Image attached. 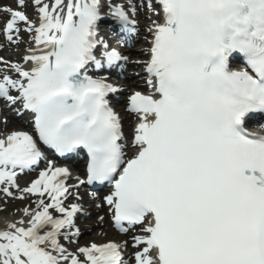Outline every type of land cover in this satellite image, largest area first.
Instances as JSON below:
<instances>
[{"label": "snow or ice", "instance_id": "6c2138e0", "mask_svg": "<svg viewBox=\"0 0 264 264\" xmlns=\"http://www.w3.org/2000/svg\"><path fill=\"white\" fill-rule=\"evenodd\" d=\"M32 5L35 20L28 0L0 7L8 42L31 36L22 62L0 58V102L31 129L0 133V191L39 198L26 219L0 225V264H264V135L248 130L264 117V0ZM143 9L151 40L149 58L137 63L149 91L128 98L137 119L129 142L112 105L120 89L97 74L123 69L128 57L101 25L133 47ZM82 153L85 179L70 191L71 171L50 157ZM42 161L39 178L20 189L18 176ZM81 185L108 187L95 206L106 205L128 239L65 246L81 236L76 218L86 208L64 205L81 200Z\"/></svg>", "mask_w": 264, "mask_h": 264}, {"label": "rangeland", "instance_id": "374dc122", "mask_svg": "<svg viewBox=\"0 0 264 264\" xmlns=\"http://www.w3.org/2000/svg\"><path fill=\"white\" fill-rule=\"evenodd\" d=\"M14 2H16V0H14ZM12 4L13 3H10L8 1L0 0V7L11 6V7L15 8L16 5L13 6ZM28 5L29 6L26 8L27 14L32 19H36L37 13L34 10V8H32V6H33L32 2L30 1L28 3ZM5 20H7V16L0 14V32L1 31L3 32ZM1 35H2V33H1ZM143 37L146 38V36H143ZM20 41H22V40H20ZM144 41H145V39H143V41L141 43V48L134 50L135 53H134V55H132L133 58L136 59V58H141L143 56H146L144 53L147 51V49L145 47H143ZM28 42H30V39L27 42H25L24 47H22V49L16 45V47L14 48V51H11L10 53H7V54H9L10 56L14 55L16 57L18 54L25 53L26 43H28ZM19 43H23V41L19 42ZM142 51H143L142 54L137 55L138 52H142ZM132 80H135V83L138 81H140V83H143L138 78H132ZM122 110H125V107L122 108ZM123 114L125 115V113H123ZM70 183H71V181H70ZM18 184H19V188H21V189L29 186V182L27 181L26 177L21 178V180L19 181ZM21 195H23L25 197L24 200L19 198ZM90 196L93 197V195L91 193H90ZM14 197L15 198H9L6 196V194L4 192H0V210L5 209V210H3L5 217H14L15 218L18 215H20L25 208H28V209L33 210V211L37 208L36 201L39 199L37 196L17 192ZM69 197L71 198L70 201L72 200V198H74L73 196H69ZM96 197H98L97 194H96ZM19 200H22V201H19ZM75 200H74V202H75ZM70 201L67 202V205L72 204V202H70ZM87 205L88 206L85 207L87 210L86 214H83V215L80 214V215H78V218H76V224L81 231V236L75 244H71V246L74 247V251H75L77 246H88L91 243H103L107 240L115 239V235H114L115 232H114V229L111 227V224L109 225L108 222L105 220L103 222H101L99 220V217L104 216V214L102 213V211H100L98 213L99 208L95 207V205H96L95 202H93L91 200ZM94 211H95V213H92ZM64 243H65V246H67V247L69 246L67 244V242H64Z\"/></svg>", "mask_w": 264, "mask_h": 264}, {"label": "bare ground", "instance_id": "6f19581e", "mask_svg": "<svg viewBox=\"0 0 264 264\" xmlns=\"http://www.w3.org/2000/svg\"><path fill=\"white\" fill-rule=\"evenodd\" d=\"M2 1H8L10 3H14L13 0H2ZM145 14H146L145 10H141L138 15L143 17V15H145ZM7 60L11 61L10 57H8ZM141 85H142L141 83H138V82L135 83V81H131V82L126 83V86H127L126 88L133 87L134 89H138L139 90V89H141V87H140ZM4 114H5V120L7 121V125H5L4 123L1 125L0 133L12 130V128H14L13 126H17V125H20L22 127L25 126V122H21V120H19V118L17 119L15 117H13L12 114H11V111H9L8 109L5 110ZM125 116H126L125 120L127 121V123L131 122V118L129 117V115H125ZM25 129L28 130L27 127ZM133 130H134V128L132 129V131ZM80 170L81 169L79 168V170H77V171H80ZM37 176L38 177H36V179L39 178V174H37ZM32 179H34V178H32ZM33 181H35V180H33ZM77 183L78 182H76L75 184H77ZM83 189H84L83 187H79L78 188V194L81 197V200H79V201L76 200L75 203H82L84 205V207H86V205L91 201V199L85 192H82ZM76 190H77L76 187H74L71 191H76ZM67 201H68V199L65 200L64 203L67 202ZM94 202L102 204L103 203V198L100 196L99 199L94 201ZM3 210H5V209H2L0 211V225H2L5 221L14 222V221H18V220H20L22 218L26 219V217H24V215H23V212L20 215H18L17 217H15V218L14 217H5ZM100 211H102V213L104 214L105 221H107L109 225L111 224L112 228H115L114 225H113V222L110 219V216H109V213H108V210H107V206L104 205L103 207L99 208L98 213ZM52 212H53V215L56 214V212L54 210H52ZM92 213H95V211L92 212ZM59 216H60V214L58 213L57 217H59ZM114 234L116 235V237H122V236L127 237V236H125L122 233H120V234L114 233ZM68 247L70 248V250H73V246L69 245ZM129 249H131L132 252H133V249L131 247Z\"/></svg>", "mask_w": 264, "mask_h": 264}]
</instances>
